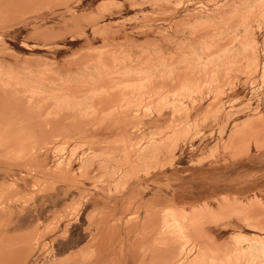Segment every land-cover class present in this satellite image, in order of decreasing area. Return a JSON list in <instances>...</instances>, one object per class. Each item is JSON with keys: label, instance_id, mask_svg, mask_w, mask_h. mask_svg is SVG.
I'll use <instances>...</instances> for the list:
<instances>
[{"label": "rangeland", "instance_id": "1", "mask_svg": "<svg viewBox=\"0 0 264 264\" xmlns=\"http://www.w3.org/2000/svg\"><path fill=\"white\" fill-rule=\"evenodd\" d=\"M262 150L264 0H0V263L105 264L92 194ZM151 216L137 264H264V187Z\"/></svg>", "mask_w": 264, "mask_h": 264}, {"label": "crops", "instance_id": "2", "mask_svg": "<svg viewBox=\"0 0 264 264\" xmlns=\"http://www.w3.org/2000/svg\"><path fill=\"white\" fill-rule=\"evenodd\" d=\"M262 187L264 150L207 165L165 167L153 172L146 181L129 184L122 193L111 198L92 194L87 203V211L89 214L104 212L101 226L103 232L98 243L104 245L106 254L110 252L96 259H103L105 264L112 261L137 264L139 256L138 246L135 247V244L138 242L134 244L132 234L128 235L124 229L125 223L135 212L139 220L144 219L145 213L151 214L148 220L154 223L164 209H183L188 212L222 197H246ZM117 221L120 222V238L117 236L118 232H112L110 227ZM113 249H120V253L116 254L117 251L112 255ZM154 257L159 261L163 260L160 252Z\"/></svg>", "mask_w": 264, "mask_h": 264}, {"label": "bare ground", "instance_id": "3", "mask_svg": "<svg viewBox=\"0 0 264 264\" xmlns=\"http://www.w3.org/2000/svg\"><path fill=\"white\" fill-rule=\"evenodd\" d=\"M39 1V0H38ZM40 3V2H39ZM3 4V3H2ZM68 4V3H67ZM7 10V9H6ZM8 11V10H7ZM11 13V12H10ZM73 17V16H72ZM77 20V19H76ZM42 34V33H41ZM44 39V38H43ZM49 41V40H48ZM47 41V42H48ZM91 56V55H90ZM16 59V58H15ZM140 60V59H139ZM79 63V62H78ZM41 65V64H40ZM81 65V64H80ZM79 66V65H78ZM48 77V76H47ZM51 77V76H50ZM50 79V78H49ZM171 88V87H170ZM6 92V91H5ZM76 96V95H75ZM16 100V99H15ZM43 100V99H42ZM7 101V100H6ZM9 101V100H8ZM105 105V104H104ZM16 108V107H15ZM35 108V107H34ZM43 109V107H42ZM17 110V109H16ZM31 110V109H30ZM39 110V109H38ZM25 112V111H24ZM20 113V112H19ZM31 114V113H30ZM33 115V114H32ZM38 115V114H37ZM36 116V114H35ZM17 117V116H16ZM50 120V119H49ZM35 121V120H33ZM41 125V124H40ZM261 125V124H260ZM25 126V125H24ZM257 126V125H256ZM260 127V126H259ZM40 128V127H39ZM45 128V127H44ZM56 134V133H55ZM63 134V133H62ZM11 135V134H10ZM47 135V134H45ZM48 136V135H47ZM18 140V139H17ZM16 143V142H15ZM28 145V144H27ZM11 146V145H10ZM15 146V145H14ZM9 147V146H8ZM26 148V147H25ZM22 149V148H21ZM26 154V153H25ZM2 162V161H1ZM35 164V163H34ZM38 172V171H37ZM12 239V238H11ZM3 248V247H2ZM12 252V251H11ZM1 257V256H0ZM21 259L20 257H10V256H4L3 261L0 264H21Z\"/></svg>", "mask_w": 264, "mask_h": 264}]
</instances>
